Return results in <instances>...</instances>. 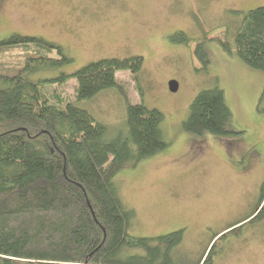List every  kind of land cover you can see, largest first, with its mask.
<instances>
[{
  "label": "rangeland",
  "instance_id": "374dc122",
  "mask_svg": "<svg viewBox=\"0 0 264 264\" xmlns=\"http://www.w3.org/2000/svg\"><path fill=\"white\" fill-rule=\"evenodd\" d=\"M261 5L264 0H0V38L41 35L72 58L34 72L32 80L72 73L99 58H143L136 73L115 72L122 92L106 89L78 102L74 78L45 83L42 91L50 104L72 101L85 108L110 134L124 128L127 102L161 110L169 145L117 171L113 183L125 206L135 210L131 235L184 230L173 251L180 264H194L212 244L210 264H264V222L247 218L264 179V72L238 57L234 30L227 29L238 20L231 9ZM179 31L188 43L172 41ZM199 43L206 67L193 51ZM170 79L177 82L175 92ZM214 85L231 113L225 127L234 133L224 139L181 128L196 94Z\"/></svg>",
  "mask_w": 264,
  "mask_h": 264
},
{
  "label": "trees",
  "instance_id": "16d2710c",
  "mask_svg": "<svg viewBox=\"0 0 264 264\" xmlns=\"http://www.w3.org/2000/svg\"><path fill=\"white\" fill-rule=\"evenodd\" d=\"M230 14L238 18L227 26L234 30L238 57L264 72V6ZM172 41L189 39L179 31ZM193 51L206 67L201 43ZM71 61L63 46L41 35L13 32L0 38V264H180L173 251L184 230L131 235L135 210L125 206L113 183L117 171L169 145L160 128L161 110L127 102L124 128L110 134L85 108L72 101L50 104L42 91L45 83L74 78L78 102L106 89L122 92L115 72L136 73L143 58L110 56L72 73L30 78ZM188 107L184 131L222 139L234 133L225 127L231 113L217 85L201 89ZM259 193L249 221L264 222V179ZM213 245L194 264H210Z\"/></svg>",
  "mask_w": 264,
  "mask_h": 264
},
{
  "label": "water",
  "instance_id": "95a60500",
  "mask_svg": "<svg viewBox=\"0 0 264 264\" xmlns=\"http://www.w3.org/2000/svg\"><path fill=\"white\" fill-rule=\"evenodd\" d=\"M167 85L169 87V90L172 92H175L178 89L177 82L173 79L168 80Z\"/></svg>",
  "mask_w": 264,
  "mask_h": 264
}]
</instances>
